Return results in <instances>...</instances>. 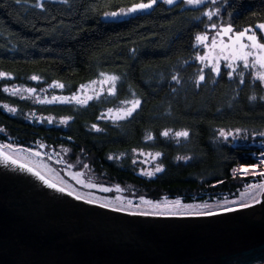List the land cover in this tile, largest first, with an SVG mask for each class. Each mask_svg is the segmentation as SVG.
I'll list each match as a JSON object with an SVG mask.
<instances>
[{
  "label": "trees",
  "instance_id": "16d2710c",
  "mask_svg": "<svg viewBox=\"0 0 264 264\" xmlns=\"http://www.w3.org/2000/svg\"><path fill=\"white\" fill-rule=\"evenodd\" d=\"M145 1L0 0V72L8 78L0 80V144L68 149L101 179L126 186L135 199H180L192 204L235 198L245 185L263 180L264 176L236 170L262 165L264 147L222 142L216 134L221 128L263 129L264 86L253 83L252 70H245L242 63L231 79L223 63L219 77L205 69V81L196 85L202 65L195 57L202 48L195 47V36L209 24L204 15L208 4L188 7L181 1L172 5L158 1L151 10L119 22L102 19L105 12ZM221 21L235 30L264 22V0H224L222 13L211 22ZM100 72L119 77L112 96L83 107H35L43 114L72 117L66 126L26 121L2 107L3 103L29 107L7 94L5 83L25 82L36 75L39 85L58 81L74 89ZM174 75L179 83L172 80ZM127 99L142 100L132 118L97 120L103 108ZM165 129L188 130L190 136L177 143L176 138L161 135ZM250 139L264 141L256 135ZM134 148L160 152L148 170L157 164L164 170L149 177L129 159H109L110 153ZM140 231L149 240L170 244L169 239L183 235L195 239L200 226L162 230L144 226ZM248 236L242 229L217 232L202 246L225 247Z\"/></svg>",
  "mask_w": 264,
  "mask_h": 264
},
{
  "label": "water",
  "instance_id": "95a60500",
  "mask_svg": "<svg viewBox=\"0 0 264 264\" xmlns=\"http://www.w3.org/2000/svg\"><path fill=\"white\" fill-rule=\"evenodd\" d=\"M200 226V234L147 239L144 226ZM247 239L204 247L217 232ZM0 264H264V198L253 207L210 217L129 215L77 201L36 177L0 165Z\"/></svg>",
  "mask_w": 264,
  "mask_h": 264
},
{
  "label": "snow or ice",
  "instance_id": "6c2138e0",
  "mask_svg": "<svg viewBox=\"0 0 264 264\" xmlns=\"http://www.w3.org/2000/svg\"><path fill=\"white\" fill-rule=\"evenodd\" d=\"M19 2V0H17ZM164 3L172 5L175 3V0H163ZM205 0H183V3L189 6L202 5ZM215 2V0H213ZM157 3V0H148L147 3L140 2L134 3L131 6L125 8H120L118 11L105 12L102 17L104 22H119L122 18L130 17L133 15L143 14L153 8ZM217 12L207 11L204 13L209 18V24L207 30L203 33L197 34L195 36V47H203V55L197 54L195 60L199 62L202 67L200 68V75L195 81L196 85L199 87L202 82L205 81V69H210L211 73L215 74L217 77L221 75L222 62L223 66L228 69V78L231 79L235 74L238 73V66L240 63L243 64L245 70L251 69L253 75V83L259 81L264 83V43L260 42L256 31L249 28L242 31H234L231 24L228 25H217L212 23V18L214 15H217ZM199 20V17L195 18ZM260 30L264 31V24H259L257 26ZM209 32H212L209 36ZM251 34H248V33ZM6 74L0 72V77L5 76ZM239 75L241 77L240 83H244V72L240 71ZM101 77H104L103 80L91 81L90 83L96 84L100 83L108 84V93L112 95L116 90V82L119 80V77L116 75H109L106 73H100ZM40 77L33 75L31 80L38 81ZM172 80L179 83L177 76H172ZM52 87L63 89L65 85L62 83L53 82ZM87 85H80L79 91H83ZM5 92H8V88L4 89ZM43 91V90H41ZM28 93L30 95L36 93L35 88H13L12 95H20L22 93ZM99 96V93L96 94ZM96 97L92 95H76L71 96H52L51 99L41 100L39 96L36 97L37 102L41 104H51L58 102L61 104H70L73 101L78 105H87L88 102ZM21 99H26L21 95ZM255 99V97H252ZM123 107L119 109H108L109 117L115 121H124L129 118H132L134 114L141 108L142 100L141 99H132L129 101H124ZM4 109L10 113L15 114L17 109L14 107H9L8 105H3ZM114 113V115H113ZM31 116H35V113H32ZM103 118V117H101ZM43 121V118H37ZM72 117H62L59 120V124L66 126ZM47 122L49 124L53 123V118L48 117ZM93 128H96V125H92ZM99 131V129H97ZM171 129H165L161 135L163 137H169L171 134ZM242 130L236 129L235 132L225 131V129L219 130V135L224 140H228L230 137L236 139L240 135ZM264 135V134H261ZM175 138L177 143L180 142V138L187 139L190 136L188 130L175 131ZM149 136L147 139H151ZM41 148L44 146L41 145ZM7 149V150H6ZM133 153H136L138 150L133 149ZM15 153V154H13ZM21 153H27L30 156L39 157L41 152L34 150L33 148H24L22 146H13L11 143L4 145L0 144V165L5 167H10L14 171L26 172L43 183L49 189H53L61 194H66L67 196L74 197L77 201H83L90 205H98L104 209H110L112 211L126 213L129 215H139V216H152V217H210L214 215H220L228 212L238 211L241 209L253 207L256 204L262 202L264 198V180H261L259 183H251L245 185V190L240 193V197L233 199L231 201L225 199L222 202L215 204L205 203H192L185 204L180 199L161 201H152L147 200L145 197H139L140 203H136L132 199H119V203H114L113 201L107 198H98L91 191L87 193H82L76 187H69L67 185L61 184L60 182L49 178L45 172L41 171L37 166L30 165L26 160L22 159ZM142 154V153H141ZM155 160L161 156L160 152H156L154 155L149 154ZM113 157L109 156V159ZM180 159V157H178ZM183 159L188 160L190 157H183ZM133 163H136L133 160ZM261 163H264V153H261ZM70 167V166H69ZM87 167V166H86ZM257 165L241 166V171L247 174L251 171L253 176L257 175L256 169ZM163 166L157 164L154 170L143 171L142 174L146 176H154L156 173L162 172ZM72 179L76 181L77 184L81 187H86L87 189H99L104 192H109L110 189L104 187L103 185H98L92 182H87L81 179L83 173H70ZM261 176H264V173H260ZM119 190V186H117ZM147 205L148 207H144Z\"/></svg>",
  "mask_w": 264,
  "mask_h": 264
},
{
  "label": "rangeland",
  "instance_id": "374dc122",
  "mask_svg": "<svg viewBox=\"0 0 264 264\" xmlns=\"http://www.w3.org/2000/svg\"><path fill=\"white\" fill-rule=\"evenodd\" d=\"M158 1H163V0H157V2ZM179 1L183 2V0H175V3L179 2ZM147 2L148 1H145V3H147ZM205 4H208V6H210V8H208L206 10V12L207 11H213L215 13V12H217V10H219V13L217 15H214V16H220V14L222 13V10H223V6H224V0H215V2H213V0H205V2L202 5L189 6V5L184 4V6L201 7ZM127 7H129V6L122 7V8L126 9ZM119 9L113 10V11H118ZM108 12H112V11H108ZM103 16H104V14L102 15V17ZM221 24L226 26L229 24V22L228 21H221V22L217 23L218 26ZM259 24H264V22H259V23L255 24L254 26H250V27L244 28L242 30L249 29V28L255 30L258 38L260 39V42L264 43V31L260 30L257 27ZM242 30H235L234 29V31H242ZM203 32H205V31H203ZM203 32H200V33H203ZM200 33H198V34H200ZM212 34H214V33L209 32V36H211ZM248 34H251V33L249 32ZM201 48H202V51L199 54L203 55V47L201 46ZM100 73H102V72H100ZM100 73L96 77H94L93 79L82 83L83 85H87V87L83 91H79L80 85H82V84L78 85L74 89H69L66 86L63 89L52 87L54 81L39 85L41 80L40 79L38 81L31 80L32 75L28 76L27 77L28 79L26 78L25 82L5 83L2 86V88L4 90L7 87L8 92H6V93L11 95V96H13L11 94L13 88H35L36 93L30 95V94L25 92V93H22L20 95L13 96L17 100H19L20 102L27 103V105H29V107H27V108H23V107L21 108L18 105L10 104V103H3L2 107H3V105H8L9 107L16 108L17 112L14 115L19 116L26 121H36V122L38 121L40 123L41 120H39L37 118H43V121L41 122V123H43V122H47L48 117H51V118H53V121H54L53 123H51V125L53 124L55 126H59L60 125L59 120L62 117H67V116H63V115L62 116H56V115L49 114V113L43 114L38 109H36L35 107L38 108V107L44 106V105H54V104H61V103L54 102L51 104H47V103L41 104V103L37 102L36 97L39 96V98L41 100H44V99L50 100L52 96H71L73 94H76V95H92V96L96 97L92 100H97V99H100L101 97H104V98L110 97L113 94L109 95V93L107 91L108 86H109L108 84L101 85L100 83H96V84L90 83L91 81L103 80L104 77H101ZM103 73L113 75L112 73H108V72H103ZM6 77H7L6 75L3 77H0V80H2V78H6ZM7 79L8 78H6L4 80H7ZM56 82H58V81H56ZM117 84H118V81L116 82V87H117ZM262 84L264 86V83H262ZM41 90H43V91H41ZM97 93H99L98 97L96 96ZM21 95L26 97V99H21ZM92 100H90V101H92ZM129 100H131V99L121 100L118 103V106H116V107L107 106V107L103 108L99 112L97 120L114 122L108 115V109H119V108L124 106L122 102L129 101ZM62 105H65V104H62ZM69 105H72L74 107L85 106V105H78L74 101L72 103H70ZM32 113H35V116H31ZM113 115H114V113H113ZM101 117H103V118H101ZM223 129H225V131L235 132L236 129H240V128H223ZM171 130H172V132H171L169 137L175 138V136H174L175 131H180L182 129H178V130L171 129ZM219 130L217 131L216 139L221 140L222 142H227V140H224L222 137H220ZM240 130H242V132L240 135H238V137L235 140L232 139L231 137L228 139V140H230V144H246V145L257 144L260 147H264V141L263 140H259L258 142H248V141H251L250 137L254 136V135H256L260 138L264 137V135H261V134H264V128L263 129L262 128L261 129H246L245 128V129H240ZM40 146H41L40 144H36L32 148L36 151L41 152V156L34 157V156L28 155L27 153H21V156H22V159L26 160L30 165H35L41 171L45 172V174H47L49 176V178L56 180V181L60 182L61 184L67 185L69 187H76L82 193H87L88 191H91L98 198H102V199L107 198V199L113 201L114 203L120 202L118 198L123 199L124 201H126L127 199H132L136 203H140L139 198L135 199V197H133L132 195L129 194L128 188L126 186L118 185V184H115L113 182L111 183V182H108L106 180L101 179L99 177L100 176L99 174H95L91 170V168L88 166L89 165L88 163L83 162L80 159V156H76L77 159L75 157H73V154L68 149H65V148L53 149V148L46 147L44 145H43L44 147L41 148ZM132 150H127V151H123V152H113V153H110L109 156L113 157L112 160L129 159L130 165L137 166V168L139 170L142 169V172L147 171L149 169V165L154 163L156 160V159L154 160L152 158V156L149 155L150 153L152 155H154L155 152L148 151V150H145L143 148H138L137 149L138 151L136 153H133ZM13 154H15V153H13ZM133 160H135L136 163H133ZM236 172H238L242 175H247V176L252 175L251 171H249L247 174L243 173L241 171V168L236 170ZM256 172H257V175H260V173L264 172V163L257 167ZM70 173H83V175L81 176V179H83L85 181V183L92 182V183H95L98 185H103L104 187L109 188L110 191L104 192V191L99 190V189L89 190L86 187H81V185L77 184L76 181L74 179H72ZM263 180H264V178H263ZM117 186H119V190H117ZM244 190H241L238 193L237 197H235L233 199L239 198L240 193ZM233 199H230L229 201H231ZM147 200H151V199H147ZM164 200L165 199H158V200L152 199V201H161V202H163ZM167 200H169V199H167ZM218 202H222V201L207 202V203L215 204ZM203 203H205V202H203ZM144 207H148V206L145 205Z\"/></svg>",
  "mask_w": 264,
  "mask_h": 264
},
{
  "label": "bare ground",
  "instance_id": "6f19581e",
  "mask_svg": "<svg viewBox=\"0 0 264 264\" xmlns=\"http://www.w3.org/2000/svg\"><path fill=\"white\" fill-rule=\"evenodd\" d=\"M230 24V23H229ZM207 30V27H206V29L204 30V31H206ZM203 32V31H202ZM16 146V145H15ZM145 199H148V198H145ZM233 199V198H232ZM152 200V199H151ZM228 200H230V199H228Z\"/></svg>",
  "mask_w": 264,
  "mask_h": 264
}]
</instances>
